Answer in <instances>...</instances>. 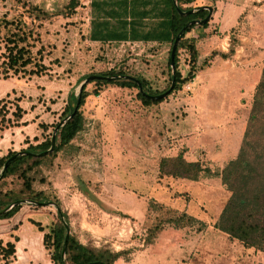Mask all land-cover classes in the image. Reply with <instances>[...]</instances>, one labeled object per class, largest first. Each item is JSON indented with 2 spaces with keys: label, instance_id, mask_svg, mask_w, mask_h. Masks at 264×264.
Returning a JSON list of instances; mask_svg holds the SVG:
<instances>
[{
  "label": "rangeland",
  "instance_id": "1",
  "mask_svg": "<svg viewBox=\"0 0 264 264\" xmlns=\"http://www.w3.org/2000/svg\"><path fill=\"white\" fill-rule=\"evenodd\" d=\"M67 3L0 0V17L22 19L33 27L38 39L32 50L42 48L47 67L40 76L12 72L5 76L0 56V138L6 139L2 153L22 150L50 136L85 74L125 71L146 79L152 90L170 83L169 43L92 41L90 0H79L72 12ZM30 4L50 15L34 19ZM192 5L218 11L217 18L212 11L206 28L196 26L186 34L196 41L199 55L192 80L180 83L163 101L150 106L138 100L134 88L102 86L99 95L89 94L80 107L84 127L71 144L32 173L33 187L43 190L48 201L59 203L70 232L81 242L124 252L120 256L124 262L116 264H237L247 253L238 240L212 225L229 195L220 179H199L204 188L200 182L160 178L158 163L182 151L186 160L206 162L216 170L237 157L264 66V0H196ZM178 59V70L185 77L190 68L187 50L181 48ZM85 88L91 93L96 84ZM17 105L25 110L19 121L11 114ZM40 123L47 129L43 131ZM253 152L260 154L261 149L251 151V162ZM4 182V189L21 187L16 176ZM181 192L191 196L189 202L178 199L183 198L178 195ZM153 202L164 205L153 206ZM40 208L58 216L52 206ZM179 210L205 224L201 236L195 247H181L176 260L152 263L151 255L140 252L149 245L145 241L149 230L160 224L163 229L170 227L165 220ZM197 226L182 228L188 239L199 233ZM23 244L27 249L28 243ZM44 249L43 262L53 264L51 252Z\"/></svg>",
  "mask_w": 264,
  "mask_h": 264
},
{
  "label": "trees",
  "instance_id": "2",
  "mask_svg": "<svg viewBox=\"0 0 264 264\" xmlns=\"http://www.w3.org/2000/svg\"><path fill=\"white\" fill-rule=\"evenodd\" d=\"M196 0H177V6L181 11L196 9V11L180 14L173 0H90L94 14L91 19L89 38L99 42H157L169 43L168 68L170 70V52L175 37L185 28L177 43L174 54L173 72L170 74V83L162 90H152L148 82L143 77H136L141 82L142 89L146 94L155 96L165 92L171 85L174 76L175 85L170 92L162 98L153 99L139 91L138 84L131 78H96L88 83L94 82L96 88L90 93L84 86L79 104L73 116L59 129L56 135L54 149L40 157L31 155H18L11 160L3 172L0 182V211L5 204L12 203L20 199H30L36 201H48L49 198L43 190L33 187L34 175L46 160L52 161L60 151L66 149L83 129L85 118L80 109L89 94L99 95V90L105 85H116L124 88H134L137 90L136 97L144 106L160 103L175 89L180 83H185L194 77L199 68L198 50L196 41L186 36L194 27L206 28L208 21L197 25L194 20H202L208 14V10L201 9L202 6L192 5ZM79 0H68L66 7L71 12L77 7ZM25 6H27L25 2ZM28 10L34 14V19H41L50 14L38 6L30 4ZM34 29L22 19H8L6 15L0 17V56L3 57L4 75L9 72L13 75H36L46 73L47 67L43 63L42 48L33 52L36 45L37 36H33ZM184 48L189 55V70L185 77L181 76L178 70L179 50ZM233 50H231L232 52ZM212 56V54H211ZM90 74L82 76L81 80ZM100 76L128 75L125 71L109 70L99 72ZM87 83V84H88ZM77 96L71 95L66 106L60 114L63 119L72 109L75 108ZM13 120L19 121L25 114V110L17 105L11 113ZM1 115V113H0ZM9 121V119L7 118ZM4 126L3 128H5ZM39 127L44 130L47 125L40 123ZM50 136L45 137L36 144H29L22 150L30 152H42L50 147ZM252 147V149H251ZM255 147V148H254ZM256 147L261 149L260 154L253 152L254 159L249 160L251 151ZM15 151H9L0 157V167ZM247 162V163H245ZM16 176L21 180V187L18 190L12 188L4 189V180L7 177ZM158 176L172 177L173 179H187L198 181L203 177H218L221 184L229 192L224 205L213 222V227L226 234L229 239L238 240L245 248L254 249L264 253V66L261 69L260 79L255 86L252 105L248 117V125L244 134L243 142L237 157L230 159L221 169L213 170L209 164L201 161H188L180 151L175 156L162 157L158 163ZM186 198L187 193H179ZM187 199V198H186ZM57 202V201H56ZM58 203V202H57ZM59 204V203H58ZM153 206L162 207V203L153 202ZM23 204L14 206L11 210L0 213V220L9 219L15 215ZM29 206V205H28ZM31 207V206H29ZM40 208L41 205L34 206ZM176 210V209H175ZM178 212L174 216L165 220L170 227L182 229L185 226L198 224L195 229L200 232L205 224L193 215L185 211ZM69 224L66 213L62 212ZM29 221L38 231H43L44 247L51 252L53 264H64L61 250L64 240L65 227L58 216H52L50 224H43L33 218ZM16 226L13 230H16ZM70 228V226H69ZM163 227L155 226L149 230V235L145 239L147 244L153 243ZM15 253L14 243L4 241L0 238V256L4 259V264H10V257ZM123 251H114L108 246H93L89 243H82L76 235L69 233L65 251L66 264H114L123 255Z\"/></svg>",
  "mask_w": 264,
  "mask_h": 264
},
{
  "label": "crops",
  "instance_id": "3",
  "mask_svg": "<svg viewBox=\"0 0 264 264\" xmlns=\"http://www.w3.org/2000/svg\"><path fill=\"white\" fill-rule=\"evenodd\" d=\"M243 9L244 7L241 8L240 13H242ZM217 13L218 11L214 9L213 16L215 17L216 15V18H217ZM236 23L238 22L236 21ZM5 141L6 139L0 138V148H3V146H5ZM3 155H6V153L0 152V157ZM188 181H191V180H188ZM192 182L196 183L200 181L198 180V181H192ZM204 188H207L206 185H204ZM190 198L191 196L187 194V199L185 197L178 198V199H182L185 203H187L189 202ZM20 211L22 212V217H21L20 222L16 225L18 226V228L16 230H13L16 227L14 226L8 232L0 233V238L3 239L5 242L12 241L15 244V253L10 258V264H46L43 262L44 260H46V258L44 257L46 254H45V249L43 247V232L35 230L32 224L28 222L27 220L28 218H33L37 221H40L43 224L48 225L49 222H51L52 214L45 210L43 211V209L41 208L32 209L27 205H24L23 207H21V209L18 212ZM13 216L9 219L0 220V227H5L12 220ZM11 235H13V237H11ZM28 235L31 236L32 238L28 239L27 238ZM200 236H201V233L199 232V233H196L194 236H190V238L188 239L187 233L183 229L167 227L160 231V233L157 235L153 243L146 246L145 249L141 250L140 252H142V255L144 254V252L147 255H151L149 258L153 257L152 263H156L158 261H163L167 259L176 260L179 257L178 251L181 249V247L183 248L195 247L192 245H195L196 241L198 240V237ZM194 238L196 240L193 242L191 239H194ZM26 242L28 243L29 246H27V249H24L25 245L23 243H26ZM18 246L21 247L20 252H23L21 255H19ZM120 249H123V248H120ZM245 249L247 250L245 251L247 253L243 255V258H242L243 260L238 258L237 264L263 263L264 253L257 252L251 248H245ZM115 251H119V250L115 249ZM149 261L151 262L152 260L149 259ZM116 262L120 263L124 261L123 259L119 257L114 263L116 264ZM0 264H4V260L2 259L1 256H0Z\"/></svg>",
  "mask_w": 264,
  "mask_h": 264
},
{
  "label": "water",
  "instance_id": "4",
  "mask_svg": "<svg viewBox=\"0 0 264 264\" xmlns=\"http://www.w3.org/2000/svg\"><path fill=\"white\" fill-rule=\"evenodd\" d=\"M174 2V5L176 6V9L177 11L180 13V14H187V13H191V12H194L196 11V9H190L188 11H181L178 6H177V0H173ZM201 9H206L208 10V14L206 15L205 18H203L202 20H194V21H191V22H188L186 25H190L192 22H195L196 24H202L206 21L209 20V18L211 17L212 15V11H213V8L211 6H202ZM185 28H182L181 31L178 33V35L175 37L174 39V42L172 44V48H171V52H170V65H171V68L173 69V66H174V54H175V49H176V46H177V43L181 37V34L182 32L184 31ZM96 78H106V79H111V78H131V79H134V81L138 84V87H139V91L142 93V94H145L147 96H149L150 98H153V99H158V98H162L164 97L165 95H167L170 90L174 87L175 85V79H174V76L171 80V85L170 87L163 93L161 94H158V95H155V96H151L149 94H146L144 92V90L142 89V85H141V82L134 78L133 76L131 75H115V76H100V75H97V74H91V75H88L87 77L83 78L82 80H80V83L78 85V91H77V102L75 104V108L71 110V112L65 116L56 126L55 128L53 129L52 131V134H51V138H50V147L45 150V151H42V152H30L28 150H18V151H15L11 156H9L6 161L3 163V165L0 167V180L2 178V175H3V172L4 170L6 169V167L8 166L9 162L11 160H13L15 157H17L18 155H31V156H34V157H40V156H43L45 155L46 153H49L51 152L54 147H55V140H56V134L57 132L59 131V129L73 116L74 112H75V109L76 107L78 106L79 104V98H80V94L84 88V86L90 81V80H93V79H96ZM18 204H23V205H29V206H38V205H45V206H52L56 209V212H57V215L58 217L60 218V220L62 221L64 227H65V234H64V240H63V245H62V250H61V256H62V260L64 262V264H66L65 262V251H66V245H67V240H68V237H69V233H70V228H69V224L67 223L62 211H61V208L59 206V204L57 202H54V201H36V200H30V199H20V200H16L12 203H9V204H5L4 205V208L0 211V213H3V212H6V211H9L11 210L14 206L18 205ZM21 217H22V212H18L16 213L12 220L5 226V227H0V233H5V232H8L9 230H11L14 226H16L20 220H21ZM87 264H95V263H87Z\"/></svg>",
  "mask_w": 264,
  "mask_h": 264
}]
</instances>
